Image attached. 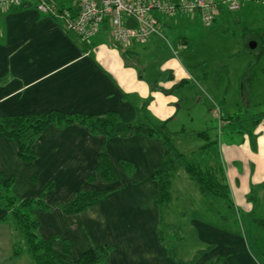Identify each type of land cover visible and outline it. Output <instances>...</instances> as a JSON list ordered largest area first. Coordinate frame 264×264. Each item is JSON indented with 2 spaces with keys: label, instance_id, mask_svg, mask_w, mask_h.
Instances as JSON below:
<instances>
[{
  "label": "crops",
  "instance_id": "obj_1",
  "mask_svg": "<svg viewBox=\"0 0 264 264\" xmlns=\"http://www.w3.org/2000/svg\"><path fill=\"white\" fill-rule=\"evenodd\" d=\"M242 6L245 8V3ZM219 11L208 27L216 23L220 26L221 20L222 23L226 21ZM181 16L184 17L179 20H176L179 16L155 17L164 27L179 23L184 30L191 26L205 27L197 14ZM67 32L60 22L34 8L0 10V115H38L57 111L66 115L102 117L115 112L123 123L149 122L156 127H165L173 122L180 110L187 111L191 104L197 106L204 100L214 103L219 98L221 102L227 100L225 93L217 94L212 88L211 93L204 91L186 65L171 56L166 43L160 41H164L163 36H151L138 49H133V43L124 54L114 48L106 26L87 41L85 49ZM190 38L186 33L179 34L172 45L176 52L185 54L194 72H200L203 62H196L190 56L192 51L188 46L195 40ZM263 58L259 57L256 64ZM149 62L155 70L149 69ZM248 62L245 61L242 70L248 67ZM221 66L216 63V70ZM262 66L264 68V61ZM247 72H252L251 67ZM252 78L250 74L247 84L253 82ZM201 79L207 82V71H202ZM195 89L203 90V96L195 93ZM226 117H223L224 126L231 125L234 117L240 119L239 115ZM239 119L234 122H241ZM254 124L253 135L234 132L242 138L239 145L232 143L218 148L221 163H206L222 169L231 200L245 211L247 233L257 231L252 228L258 219L246 220V217L256 209V195L259 197L264 189V118ZM206 141L210 142L209 135ZM206 144L200 147L202 154L207 152L202 149ZM33 149L36 160L21 162L15 143L0 135V175L4 179L13 177L11 188L18 179V169L28 176L27 180L34 182H30L29 194L18 200L32 199L39 193L36 199H41L49 208L46 211L51 208L44 202L46 197L54 200V207L61 210V206L71 201L78 191L106 192L92 207L65 215L73 221L64 229V232L69 231L58 236L68 240L70 259L77 260L85 251L102 246L110 249L106 264H186L197 253L196 250L188 260L179 259L171 252L161 231L162 225L166 228L174 226L172 217L176 201L190 202L189 197L196 196L199 190L183 171H177L170 178V202L164 208H158L152 172L162 159L160 139L140 134L108 136L79 123L53 124L36 139ZM101 151L117 172L118 178L113 182L102 181L95 171ZM89 175L95 177L91 183L87 182ZM191 182L195 186H191ZM2 215L4 210L0 208V222H6L10 217L7 214L6 220L2 221ZM191 223L196 236L205 244L200 250L210 247L194 264H207L216 257L223 258L221 264H261L250 252L251 248L264 259L254 243L251 245L249 238H243L237 232L206 221L193 219ZM14 247L12 245L1 264H16L13 261L22 257V253L13 256Z\"/></svg>",
  "mask_w": 264,
  "mask_h": 264
},
{
  "label": "rangeland",
  "instance_id": "obj_2",
  "mask_svg": "<svg viewBox=\"0 0 264 264\" xmlns=\"http://www.w3.org/2000/svg\"><path fill=\"white\" fill-rule=\"evenodd\" d=\"M215 1L221 2L222 0ZM243 3H245V8L243 5L240 11L233 12L227 11L224 5L219 4L220 16L226 19L223 23L222 20L219 22L221 27L216 23L217 26L214 25L215 27L191 26V28L184 30V26L181 23L175 25L169 24L162 31L164 41L159 39L162 43H166V47L168 46L173 58L179 59L186 65L187 70L194 75L196 83L204 91L207 90L211 93L210 90L212 88L217 94L225 93L227 95L226 102H221L219 98L215 99L214 103L204 100L197 106L191 104L187 111L180 110L170 125L158 127L187 156L189 162H197L202 167L206 166L208 161H213L215 164L221 163L218 148L232 143L239 145L242 138H238V135L234 132L241 131L246 135H253L254 123L264 118V68L262 66L264 58L255 64L258 52L257 44L255 43L256 47L253 50L249 48V43L253 41V35L264 31V0H243ZM178 16L179 18L176 20L184 17ZM182 33L189 35L190 39L195 38V40L190 41L188 50L192 51L190 52V56L192 55L196 62H203V66L199 68L200 72H194V67H190L185 54L176 52L177 50L172 45L173 39ZM203 35L207 36L204 37ZM195 43L197 46L193 47ZM139 46L140 43H135L133 49H138ZM114 48L119 52H123V48L117 46H114ZM138 55L140 56V53ZM247 58L250 60V64H247L248 67L242 70L245 61L248 62ZM149 63V69L155 70V66L151 62ZM216 63H221L223 66L216 70ZM250 66L252 72L248 73L247 71ZM203 70L208 72L207 82L201 79ZM250 74L253 77V82L247 84ZM189 84L194 83L189 81ZM202 91L195 89V93L201 94V96H203ZM214 107L219 109L222 122L223 117L227 118V115H239L241 122H234L239 119L238 117H234L232 126L228 125L231 128L224 125L218 127V116L213 113ZM200 133H207L209 141L213 143L207 152L203 154L199 150L207 141L198 137ZM247 140H250V137H247ZM228 165L232 167V164ZM234 165L236 167L239 166L237 163ZM250 167L252 168V166ZM27 179L28 176L18 169V179L15 180L16 182L10 190V195L17 200L24 195H28L29 188L32 187L31 183L34 182ZM190 184L191 186H195L192 182ZM98 187L103 188L104 185H98ZM1 192L3 193V191ZM38 195L39 193L30 198L37 200L36 197ZM256 196L257 200L255 203L253 202L256 209L247 214L246 220L253 217L258 220L264 219V189L261 191L259 197L258 195ZM191 197H189L190 202L183 200L176 201L177 203L174 205L176 206V211L172 217L174 226L166 228L165 225H162L161 227L163 235L167 238V245L171 252H174L179 259L183 261L188 260L191 255L195 254L196 250H200L205 245L195 234V228L191 225V220L193 219L218 225L222 229L241 234L243 238H249L250 244L253 245L254 243L259 249L260 255H264V226L255 221L254 225H256L252 230L256 229L257 231L255 233H252L253 231L249 232L250 234L247 233V228L245 229L244 209L236 206L233 201L232 208L227 209L223 202L202 197L198 191L197 195L193 196L194 198ZM44 202L51 208L46 212L41 209L34 210V218L39 223L36 234L38 238L44 239L57 234L55 248L60 250L62 239L58 235H63L69 231L66 230L64 232V229L71 225L73 218L66 217L62 210L54 207V200H50L49 197L44 198ZM0 208L3 209L2 207ZM12 245L18 246L22 250V257L16 261L14 260V263L26 264L29 262V264H32L31 258L26 252L22 234L10 216L6 222H0V264L4 260L5 255L10 253ZM250 252L257 260H260L261 264H264V259L253 248H251ZM7 264L10 263L8 262Z\"/></svg>",
  "mask_w": 264,
  "mask_h": 264
},
{
  "label": "trees",
  "instance_id": "obj_3",
  "mask_svg": "<svg viewBox=\"0 0 264 264\" xmlns=\"http://www.w3.org/2000/svg\"><path fill=\"white\" fill-rule=\"evenodd\" d=\"M51 1L55 2L59 8L71 11L72 15L77 11L72 4V0ZM15 8L27 9L32 7L28 4H24ZM104 26L107 28V25L104 23L100 29ZM161 28H164L163 24ZM67 33L70 34L77 44L84 47V49L87 46V41L91 39L81 41L74 33ZM253 39L259 51L256 55L257 61L259 57L264 56V31L253 35ZM127 49L128 48L123 49L124 54L127 53ZM231 119L232 118H229V120ZM72 123L83 124L92 130H96L108 136L140 134L147 138L155 137L160 139L163 148L162 159L153 168L152 172V178L157 186L156 204L159 209L164 208L170 202V178L180 170L196 184L202 197L221 201L225 204L227 209L232 208L229 189L220 166L206 165L202 167L198 163L189 162L186 156L175 147L171 138L166 135L161 128L153 126L149 122L138 124L123 123L115 112L107 113L102 117L75 114L66 115L57 111H50L46 114L38 115H0V135L15 143L17 147V157L21 162L31 163L36 160V153L33 149L34 143L48 127L53 124L61 126ZM199 136L208 140L207 133H200ZM212 144L213 143L208 142L202 148L203 151H207L206 149ZM97 161L95 171L99 174L102 181L113 182L118 178L116 170L111 166L107 155L103 151L98 154ZM122 165L124 164L122 163ZM94 179V175H89L87 177V182L91 183ZM12 184V176L4 179L0 175V207L4 210V215H2L1 220L5 221L7 214L13 218L22 234L26 252L30 256L33 264H106V258L110 251L109 247L102 246L96 250L85 251L79 259L72 260L69 257L70 244L68 240H62L60 250H57L55 248L57 236L52 235L45 239L38 238L36 230L38 229L39 223L34 218V210L42 209L46 211L49 208L44 205L41 199L17 200L10 195ZM1 191H3V193ZM105 194L106 192L95 190L78 191L71 201L61 206V210L63 214L67 216L77 214L95 205ZM257 222L264 226V219L258 220ZM209 249L210 247L206 250H198L193 259L186 264H194L197 259ZM21 253L22 250L20 247H14V257L19 256ZM222 261L223 258L216 257L207 264H221Z\"/></svg>",
  "mask_w": 264,
  "mask_h": 264
},
{
  "label": "built area",
  "instance_id": "obj_4",
  "mask_svg": "<svg viewBox=\"0 0 264 264\" xmlns=\"http://www.w3.org/2000/svg\"><path fill=\"white\" fill-rule=\"evenodd\" d=\"M24 4L60 22L66 31L74 33L81 41L94 37L105 23L112 43L126 49L133 43H144L151 36H163L156 15L197 14L202 24L208 27L218 14L219 4L233 12L241 7L243 0L220 3L214 0H72L77 10L74 15L51 0H0V10ZM127 19H132L135 26L128 28ZM213 113L217 114L218 127H221L219 109L214 107Z\"/></svg>",
  "mask_w": 264,
  "mask_h": 264
},
{
  "label": "water",
  "instance_id": "obj_5",
  "mask_svg": "<svg viewBox=\"0 0 264 264\" xmlns=\"http://www.w3.org/2000/svg\"><path fill=\"white\" fill-rule=\"evenodd\" d=\"M126 26H127L128 28H132V27L135 26V23H134V21H133L132 19H127V21H126ZM255 47H256L255 42H254V41H251V42L249 43V48H250L251 50H253Z\"/></svg>",
  "mask_w": 264,
  "mask_h": 264
}]
</instances>
